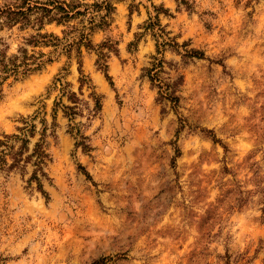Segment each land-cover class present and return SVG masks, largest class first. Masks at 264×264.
Wrapping results in <instances>:
<instances>
[{
	"label": "rangeland",
	"instance_id": "374dc122",
	"mask_svg": "<svg viewBox=\"0 0 264 264\" xmlns=\"http://www.w3.org/2000/svg\"><path fill=\"white\" fill-rule=\"evenodd\" d=\"M66 1L88 16L44 32L84 30L96 49L110 39L118 51L106 71L83 47L82 73L76 53H63L6 86L0 138L36 113L38 131L42 117L50 128L46 193L29 174H0V264H264V0H113L110 25L93 31L84 27L96 7L85 4L101 0ZM155 5L203 58L158 54L151 34L130 46ZM33 32L0 37L16 51ZM153 56L167 61L165 78L183 75L176 106L145 75Z\"/></svg>",
	"mask_w": 264,
	"mask_h": 264
},
{
	"label": "trees",
	"instance_id": "16d2710c",
	"mask_svg": "<svg viewBox=\"0 0 264 264\" xmlns=\"http://www.w3.org/2000/svg\"><path fill=\"white\" fill-rule=\"evenodd\" d=\"M176 2L179 7L185 6L190 9L192 6L189 0H176ZM81 6L80 4L68 3L66 0H15L14 2H6L0 5V31L11 30L15 27H18L19 30L29 28L34 31L28 37H24L25 42L23 45H19L16 51H12V46L7 39L0 37V102L5 96L7 85L21 80L32 73L41 71L48 63H52L55 60L54 55L59 57V55L64 53L68 57H72L76 53L80 60L79 70L82 73L83 62L81 57L83 47L88 50L96 49L90 39L91 32L83 30L77 35H70L71 31L64 30V36L61 37L55 33L43 31L49 23L56 22L59 25H66L81 14L88 16V9L82 11L80 9ZM85 6L86 8L96 7V14L89 17L90 26H85L84 28L93 31L110 25L111 15L115 10L113 0H101L92 4V6L88 4H85ZM135 7L137 5H130L131 14ZM154 8L156 15L150 16L140 26L143 31L136 33L137 40L130 43L131 47L137 46L138 41L142 37L151 34L156 40L158 54H163L166 49L171 48L180 53L184 60L203 58L205 56L204 51L189 48L190 42L185 41L180 44L177 41V37L171 36V31H168L166 26L162 25L159 16L161 13L168 14L169 9L163 5H155ZM73 28L74 30L77 29L74 26ZM45 47H52V50L47 54L43 50ZM182 47L184 50L180 51ZM96 50L98 52L97 65L106 71L109 53L118 51L116 43L109 39L100 44ZM153 58L152 66L145 69V75L151 80L152 86L158 88V99L160 101H171L174 106L178 105L180 96L177 91L183 82V75L181 74L176 80L165 78L163 74L166 72L165 64L167 61L164 57L153 56ZM83 82V79H81V90ZM67 108L74 109L75 107L67 106ZM38 116L39 114L36 113L32 116L24 117L22 120L23 126L17 127L18 132L4 134L0 138V174L19 172L23 177L29 174L28 183L33 184L35 182L37 189L46 193L44 190V179L48 176L45 167L49 157L47 153V137L49 136L48 129L50 127L47 123V118L42 117L40 120L41 127L38 131L36 123ZM56 126V115L54 114V120L51 125V135L53 136H55ZM71 132L77 138V146H82L84 150L91 148L86 143V136H78L74 133L73 128H71ZM38 133L40 137L31 147L30 144ZM214 140L216 141V139Z\"/></svg>",
	"mask_w": 264,
	"mask_h": 264
}]
</instances>
